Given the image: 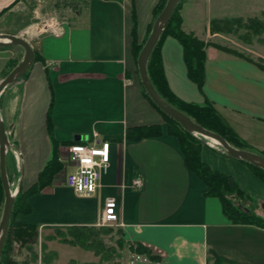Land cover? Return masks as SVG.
I'll return each mask as SVG.
<instances>
[{
    "label": "crops",
    "instance_id": "1",
    "mask_svg": "<svg viewBox=\"0 0 264 264\" xmlns=\"http://www.w3.org/2000/svg\"><path fill=\"white\" fill-rule=\"evenodd\" d=\"M76 1L61 20L41 17L39 5L27 17L23 0L2 16L19 18L24 25L0 33L23 36L41 56L29 74L7 87L0 99L2 117L15 144L8 153L9 178H18L24 190L36 183L54 149L49 118L63 164L52 185L29 197L32 212L17 220L37 225L43 241L56 228L99 226L105 199L114 197L125 264H131L135 252L149 257L137 250L139 245L160 259L134 264H213L211 250L236 264H264V228L233 224L220 199L204 195L206 185L187 167L179 139L168 134L163 116L144 95L133 49L134 29L138 42H145L161 0ZM196 4L200 5L195 0L185 2L183 28L202 39L210 37L205 39L209 46L204 86L199 88L190 79L183 45L171 36L161 46L168 84L186 102L212 103L260 152L264 150V68L212 44L220 36L211 31L212 11L193 7ZM29 18L42 20L28 23ZM0 49L12 51L1 45ZM21 49L16 51L22 60L25 50ZM155 124L162 125V136L139 141L127 138L128 129ZM75 141L111 142L109 169L93 196H81L66 183L64 166ZM202 159L213 170L233 177L245 192L264 195V182L243 161L210 145L203 147ZM69 169L73 167L68 165ZM137 177L143 178V189L132 187ZM250 233L255 237L248 239ZM62 243L60 239L46 241L49 250L60 254L54 245ZM76 251L71 259L96 261L92 251Z\"/></svg>",
    "mask_w": 264,
    "mask_h": 264
},
{
    "label": "trees",
    "instance_id": "2",
    "mask_svg": "<svg viewBox=\"0 0 264 264\" xmlns=\"http://www.w3.org/2000/svg\"><path fill=\"white\" fill-rule=\"evenodd\" d=\"M19 1L21 0H14L11 4L3 8L0 11V18ZM167 1L168 0H161L156 6L154 11L155 20L164 9ZM184 1L185 0H182L177 6L167 27L165 28L151 54L148 63L149 75L159 93L173 106L185 112L203 127L222 135L233 146L254 151L251 148V145L236 132V130L223 118V116L218 112L212 103L209 102L205 105H200L186 102L179 98L168 84L161 55L162 43L168 36L178 39L183 45L185 62L190 79L197 83L199 88H203L205 82V62L208 56L207 47L209 46V42L202 40L193 32H187L184 30L183 17L181 14V8ZM154 22L150 24L147 39L152 31ZM241 29L245 30L243 34H239ZM211 31L213 33L225 32L230 34H239V37L244 40V42H248L250 41L249 36L253 37L264 34V14L263 18L255 17L248 18L247 20L242 18H229L220 20L213 19L211 21ZM136 33V29H134L135 41L133 49L135 59L138 62L139 54L142 51L147 39L145 42L139 43ZM215 45L219 49L228 53L255 61L264 68L263 60L261 59L255 60L254 57L239 52L238 50H234L221 44ZM12 47L14 46H11L10 48ZM35 52L36 63L38 60H40L41 56L37 51ZM20 61H11V69L7 71L4 77L7 76ZM30 70L26 72L22 78L27 76ZM137 72L139 74L138 69ZM140 81L142 83L141 78ZM142 86L145 97L163 116L164 123L167 125L168 134L179 139L187 167L189 170L196 173L205 183L206 189L204 191V195L219 198L222 203L224 214L233 224L255 225L264 228V217L257 214L255 209H251L250 207L243 206L242 203H239V201L242 199H248L253 205L255 204L256 206L257 204L255 202H257L259 198L253 196L249 192L242 190L240 185L233 177L221 171L213 170L205 161H203L202 149L207 145L204 140L194 133L186 130L179 122L163 112L151 99L143 83ZM48 121L49 130L54 142L53 154L44 169L39 173L36 183L26 190H24L21 186V189L16 197L10 224V232L4 249V254L2 256L1 264H18L11 258L15 242H21L23 245H28L30 247L29 249H32L30 245H33L37 241V238L39 237V228L37 225L19 221L17 220V217L21 214L28 215L32 212V206L28 202L29 197L42 192L46 187L52 185L56 175L63 169V164L60 160L59 144L56 142L53 135V123L51 118H49ZM162 135L163 127L161 124L133 127L127 131L128 139L138 141L146 138L160 137ZM74 143H79V141H75ZM258 153L264 155V150ZM241 161L248 164L254 173L264 182L263 168L248 161ZM4 203L5 192L0 176V215L3 214ZM112 232H114L112 227L71 225L67 226L65 229L56 228L55 234L47 236V239H60V241L63 243L81 246L88 251H92L96 256H100L99 262H82L81 264H102V261L113 259L116 256H121V254H118L117 248L113 245L107 244L106 240L103 238L104 234ZM117 232L120 234V237L117 240V247L123 250L125 247L123 234L120 229H118ZM137 248L140 253L147 254L149 256L148 258L153 260L160 259L159 256L153 255L147 248H144L140 245ZM42 249V264H50L54 258H58V253L49 250L48 246L44 242L42 243ZM210 253V260L213 264H236L234 260L222 256L216 251L211 250ZM35 259H39V254L35 256ZM25 264L28 263L26 262ZM69 264H76V260L72 259Z\"/></svg>",
    "mask_w": 264,
    "mask_h": 264
},
{
    "label": "rangeland",
    "instance_id": "3",
    "mask_svg": "<svg viewBox=\"0 0 264 264\" xmlns=\"http://www.w3.org/2000/svg\"><path fill=\"white\" fill-rule=\"evenodd\" d=\"M14 0H0V11L5 8L8 4H11L10 2H13ZM22 1V0H21ZM21 1L17 2L19 4ZM188 0H185L182 4L181 8V14L182 10L184 8L185 2ZM198 1L199 4L194 5L193 7L199 8V9H204V12L209 9L212 11V17L211 21L213 19H229V18H242L244 20H247L248 18H263L264 14V0H195ZM25 3L24 5L26 8L24 10L27 15V17L32 16V11L39 5L40 10H42L41 17H57L60 20L63 19L65 16V11L69 9L70 7L74 8L76 0H44V2H36V0H23ZM16 4V5H17ZM37 9V8H36ZM7 13V12H6ZM6 13L3 15L5 16ZM24 15V12H23ZM183 17V16H182ZM4 17L0 18V30H8V31H15L17 28L20 26H23L21 24V20L16 17H12L10 20L9 19H3ZM42 19H34V18H29L26 20L28 23H34V22H39ZM184 21V18H183ZM211 26V22H210ZM245 32L244 29H241L239 34H243ZM194 33V32H193ZM220 36L214 38L215 42L217 43H212V44H221L223 46H227L229 48H232L234 50H238L239 52L248 54L255 59L258 60H263L264 57V34L259 35V36H249L250 41L244 42L239 37V34H233V33H225V32H219L218 33ZM200 38V37H199ZM210 37H207L205 39H208ZM202 39V38H201ZM205 39H202L206 41ZM208 42V41H206ZM7 48H10L11 46H5ZM4 48V47H3ZM22 47L20 46H14L10 48L12 51H7V52H2L0 51V81L4 77V75L11 69V61L13 60H19L22 58V56H19V52L16 50L20 51ZM1 50V49H0ZM15 50V54H14ZM24 50V49H23ZM16 57V58H15ZM12 71V70H11ZM10 71V72H11ZM2 77V78H1ZM2 107V102L0 100V108ZM16 154V152H15ZM9 158L7 159V166L9 165ZM72 167V166H71ZM71 169H69L70 171ZM73 170V169H72ZM11 180V179H10ZM12 182V188L16 189L18 186V178L14 179L11 181ZM253 196L258 197L259 200L255 202L253 205L252 202H250L248 199H242V200H237L239 203H242L243 206L250 207L251 209H255V212L261 216L264 217V195L263 196H258L256 194H253ZM256 207V208H255ZM2 214L0 215L1 219ZM102 227V226H98ZM105 227H112L114 229V232L112 233H107L104 234L103 238L106 240L107 244L113 245L117 248L118 254H121V256H116L113 259L110 260H105L102 261V264H125L124 263V254L120 248L117 247V240L120 237V234L117 232L118 228L115 225H107ZM255 237L251 233L247 238ZM47 239H41V235L39 232V237L37 238V241L33 245H30L32 249H29L30 247L28 245H23L21 242H15L14 243V250L12 253L11 258L14 260V262L18 264H25L26 262L28 264H42V243H46ZM264 244V243H263ZM47 245V244H46ZM55 249H58V251L61 252L58 253V258L53 261H51L50 264H57L60 262V264H68L71 262V256H77V251H82L86 250L82 248L81 246H74L71 244L66 243L65 245L62 244H55L54 245ZM75 248V249H74ZM49 249V248H48ZM28 252V253H25ZM27 254V256L25 255ZM39 254V259H35V256ZM17 255V256H16ZM15 256V258H14ZM96 261H91V262H99L100 261V256H97ZM249 260V259H248ZM249 262V261H248ZM246 264H249V263ZM82 262L76 260V264H81ZM244 264V262H243Z\"/></svg>",
    "mask_w": 264,
    "mask_h": 264
},
{
    "label": "water",
    "instance_id": "4",
    "mask_svg": "<svg viewBox=\"0 0 264 264\" xmlns=\"http://www.w3.org/2000/svg\"><path fill=\"white\" fill-rule=\"evenodd\" d=\"M181 1L182 0H168L164 9L154 22L152 31L138 57V70L142 83L155 104L163 112L179 122L186 130L201 137L204 142L210 146H213L210 140L219 142L220 150H222L228 156L237 158L239 160L248 161L264 169V155L256 151L235 147L231 143H229L222 135L198 124L185 112L169 103L156 89L149 75L148 63L151 54ZM0 45L21 46L25 50L23 59L7 76L2 78V80L0 81L1 99L2 93L5 91V89L19 81V79H21V77L34 65L36 60V52L33 45L28 39L24 38L23 36L11 33H0ZM79 139L80 137H77V140ZM12 147H15V144L9 138L6 123L2 117L0 108V176L5 192L4 210L0 220V264L10 232V224L16 197L21 189L20 184L18 190L13 191L11 180L8 175L7 159L9 150Z\"/></svg>",
    "mask_w": 264,
    "mask_h": 264
},
{
    "label": "built area",
    "instance_id": "5",
    "mask_svg": "<svg viewBox=\"0 0 264 264\" xmlns=\"http://www.w3.org/2000/svg\"><path fill=\"white\" fill-rule=\"evenodd\" d=\"M8 134H12L11 130ZM111 142L99 141L94 143H74L69 146V155L65 163L66 183L73 191L81 196H93L101 186V178L109 169ZM19 158V153L15 151ZM73 170L68 172L67 166ZM132 187L143 189L144 180L137 177L132 180ZM99 226L121 225L118 209V202L114 197H107L104 202ZM139 253L131 255L130 263L134 264L139 260H147Z\"/></svg>",
    "mask_w": 264,
    "mask_h": 264
},
{
    "label": "bare ground",
    "instance_id": "6",
    "mask_svg": "<svg viewBox=\"0 0 264 264\" xmlns=\"http://www.w3.org/2000/svg\"><path fill=\"white\" fill-rule=\"evenodd\" d=\"M213 144L217 145V146H220V143L215 141V140H210Z\"/></svg>",
    "mask_w": 264,
    "mask_h": 264
}]
</instances>
